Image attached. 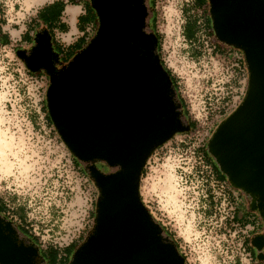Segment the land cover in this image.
<instances>
[{
    "label": "water",
    "instance_id": "1",
    "mask_svg": "<svg viewBox=\"0 0 264 264\" xmlns=\"http://www.w3.org/2000/svg\"><path fill=\"white\" fill-rule=\"evenodd\" d=\"M98 23L88 43L54 71L47 29L16 54L50 77L46 107L64 145L99 189L92 232L68 264H185L140 197L152 150L189 128L147 0H89ZM216 39L242 51L248 70L239 105L214 129L207 152L229 183L249 197L264 222V0H207ZM104 163L109 170L96 166ZM251 245L264 262V234ZM40 247L0 213V264H43Z\"/></svg>",
    "mask_w": 264,
    "mask_h": 264
},
{
    "label": "rangeland",
    "instance_id": "2",
    "mask_svg": "<svg viewBox=\"0 0 264 264\" xmlns=\"http://www.w3.org/2000/svg\"><path fill=\"white\" fill-rule=\"evenodd\" d=\"M33 1L26 0V8ZM149 6L152 7V2ZM32 10L25 15L19 14V18H24L15 19L16 24L12 27L13 31H17L15 33L19 34L28 24ZM170 12L168 31L172 8ZM159 24H156V29L161 30ZM162 33L159 48L162 60L178 76L179 92L188 101L197 99L203 86L198 81L210 69L204 71L202 65L206 64L205 61L192 64L176 34L168 38L165 32ZM13 48L11 45L0 46V132L10 146L8 160L13 163L9 169H0V199L7 204L12 220L13 215L20 217L16 222L25 227V236L38 245L41 242L42 248L49 246L44 240L50 243L59 241L57 247H63L72 238L76 249L82 243L81 239L84 240L93 230L99 189L87 174L70 173L67 166L69 150L59 134L50 130V126H45L41 114L30 106L29 93L33 94L34 101L42 99L50 76L42 69L39 71H44L46 75L38 81L31 78L28 72L22 75L25 65ZM59 64L57 67L61 68L67 63L60 61ZM192 74L196 76L192 81L193 88H189L186 77L190 81ZM176 159V154L165 152V149L153 152L141 177L139 191L156 220L163 223L177 239L185 264H234L235 261H238L236 264H256V258L249 261V255L243 254L239 248L242 235L234 238L233 231L224 233L218 222L203 209L195 183V188L185 190L176 186V178L171 172ZM97 166L101 169L99 163ZM249 202L246 195L248 210L258 213L257 209L249 208ZM17 208L21 209V216L15 215L19 212ZM259 230L256 227V231Z\"/></svg>",
    "mask_w": 264,
    "mask_h": 264
},
{
    "label": "built area",
    "instance_id": "3",
    "mask_svg": "<svg viewBox=\"0 0 264 264\" xmlns=\"http://www.w3.org/2000/svg\"><path fill=\"white\" fill-rule=\"evenodd\" d=\"M25 1L26 0H0V25L3 24L2 27L6 25L13 27L16 24L15 19L19 20L20 18H24H19V14H28L32 7L26 8ZM169 1L174 2V7L176 9V12L173 14L174 28L170 34L166 32L164 26L166 22L164 8L169 4ZM154 11L155 29L156 24L158 25L159 21H161L159 26L163 31L156 29L161 37L163 34L162 32H165L168 38L176 34L183 44V50H185L186 55L192 59V64L205 61L206 64L202 65L204 71H206V68H209L210 71L205 73L202 80L200 79L198 81L199 84L201 81L203 86L199 91V97L197 99L194 98L188 101L186 97L179 92L188 111V130L175 133L163 144L156 147L148 157L144 168L147 167L153 152L158 149H165V152H173L176 154L177 159L171 169L172 174L176 178V186L185 190V188L189 189L193 187L195 183V187L203 202V209L208 211L210 214L209 216L218 222V227L223 230L224 233H231L233 231L234 238L237 235H242L238 243L239 248L243 254L249 255L248 259L250 261L255 257L251 253V250L246 248L245 240L249 237L251 232L256 231V227H260L262 219L257 212L249 210L251 215L247 222L242 224L237 221L236 216L239 215V217H241L243 215L239 207L240 205H246V195L240 189L233 187L227 179H218L212 164L206 160L202 152V148L206 146L207 138L211 136V132L214 131L216 125L239 105L245 94L248 81V70L246 68L243 53L238 48L223 44L216 39L212 31L209 5L206 0H155ZM186 16L195 19L198 27L193 39H186L183 34ZM29 21L30 19L28 22ZM24 29V31H27V26H25ZM95 29L96 27L94 25H88V27H86L87 40L91 39L95 33ZM19 42L20 44H18ZM28 44V41L13 40V42L4 45L0 43V46L11 45L14 47L13 51L16 54V46L26 47ZM194 51H197L199 54L194 55ZM22 63L25 65L22 67V75H24L27 74L29 69L24 61ZM165 66L171 70L166 64ZM176 66L178 70V64ZM171 72L177 79L178 76L175 75L172 70ZM18 73H21L20 70H18ZM28 74L31 78L36 79V81L42 79L45 77L44 75H46L45 72L34 75L28 72ZM188 76L190 77L189 74ZM195 76L196 75L192 74L188 86L189 88H193L192 81ZM178 82L177 79V86ZM47 88L48 87H45V93L42 99H36V101L32 100L33 94H30L28 91L30 106H32L38 114H41L45 126L49 125L46 121L42 106L43 100L46 97ZM50 130H53L52 126H50ZM67 166L70 173H76L78 175L82 173L84 175L83 171L74 164L70 151ZM85 178V180H87V177ZM141 200L148 209L142 197ZM246 208L248 209L247 206ZM149 211L153 215L152 211ZM236 212H238V214H236ZM15 215L18 216V214ZM11 217L12 216L9 215V219H11ZM153 217L155 218L154 215ZM18 218L20 219V217ZM18 218L13 215V220H11L16 225H19L16 222ZM159 223L164 226L163 223ZM43 242L49 244V246H44V248H62L57 247L59 241H52L50 243L48 240H44ZM73 242L74 240L71 238L66 245ZM51 244L53 245L51 246ZM41 246L42 244L39 242V247L42 248ZM183 257L185 259L184 255ZM237 262L238 261H235L234 264ZM255 263L258 264L257 259Z\"/></svg>",
    "mask_w": 264,
    "mask_h": 264
},
{
    "label": "trees",
    "instance_id": "4",
    "mask_svg": "<svg viewBox=\"0 0 264 264\" xmlns=\"http://www.w3.org/2000/svg\"><path fill=\"white\" fill-rule=\"evenodd\" d=\"M151 2H152V7L149 6V4ZM147 4H148V7L150 9V15H149V18H148L147 27L150 30L154 31L155 34H156V37H157V51L159 53L161 35L155 29V11H154L155 0H147ZM63 9H64V4L61 1H59V0L54 1L51 4H48V5H45V6L41 7L38 10L35 18L31 19L28 22L27 31H25L23 33L22 40L28 41L29 43H31L34 37H33V35L32 36L29 35L28 32L30 30H34L35 31L36 29L40 30V28H45L50 33L51 41L53 42V44L55 46V56L57 57V55L60 54V51H59L60 50V44L57 43V41L54 39V37H53L54 36V32H52V30L55 28V26H53L54 22L59 18V15L63 11ZM89 12L96 16V25H95V27H97L98 17H97V14H96L95 10L91 6V3H90V7H89ZM84 15H85V17H84L85 19L89 17L88 16V9H86ZM197 28L198 27L196 25L195 19H193L190 16H186V21H185V24H184V27H183V34L186 37V39H193L194 36H195V33L197 31ZM34 33H36V32H34ZM88 41L89 40H86L84 35L78 37V39L74 42L72 47L67 46V51H66L65 54H63V58L64 59H63L62 62L63 63H67L78 51H80L88 43ZM0 43L2 45L9 43L8 36H7L6 33L2 32L1 26H0ZM198 54L199 53L197 51H194V55H198ZM159 56H160V54H159ZM160 59H161V57H160ZM161 63L163 64V66L167 70V72L169 73V75L171 77V80H172V82L174 84V87H175L176 92H177V97H178V99L180 101V104H181V113L187 119V121L189 122V118L187 117L188 111L186 109V105H185L184 100H183V98L181 97V95H180V93L178 91L177 79L172 74L171 70L168 69L165 66V64H164L162 59H161ZM28 72L31 75H34V74L43 73L44 71L33 72V71L28 70ZM42 109L45 112V118H46V121H47L48 125L52 126L53 130L55 132H57V130L55 129V127H54V125H53V123H52V121L50 119V116H49V113H48V110H47V107H46L45 98L43 100ZM202 152H203V155L206 158V160H208L212 164L216 177L218 179H226L225 175L223 173H221V171L218 169L217 165L213 162L211 157L208 155L206 146L202 148ZM72 158H73L74 164L77 167L80 168L79 161L73 155H72ZM97 163H99L103 169L108 168L104 163H101V162H97ZM104 165H105V167H103ZM81 170L84 172L83 169H81ZM144 173H145V168L143 167L142 172H141V177L144 175ZM84 174H87V173L84 172ZM18 209L19 208H17V210ZM0 213L2 215L6 216L7 218H9V215H10L9 208L7 207L6 203L3 202L1 199H0ZM17 214H19L20 216L22 215L21 209H19V212ZM236 214H238V212H236ZM241 218H242V216L239 219H241ZM17 227H18L19 231L23 235H27V231H26L25 227H23L21 225H17ZM162 227H163L165 233L167 235H169L175 241V243H176V245H177V247L179 249L178 241H177V239L174 238L173 233L167 227H165V226H162ZM81 240L83 241V239H81ZM248 243H249V238H247L245 240V246H246V248L248 250H250V247H249ZM74 249H75L74 248V243H70L69 245H66V246H64V247H62L60 249L59 248H52V247L40 248V252L45 258V261H44L43 264H68V262L71 259V252Z\"/></svg>",
    "mask_w": 264,
    "mask_h": 264
},
{
    "label": "crops",
    "instance_id": "5",
    "mask_svg": "<svg viewBox=\"0 0 264 264\" xmlns=\"http://www.w3.org/2000/svg\"><path fill=\"white\" fill-rule=\"evenodd\" d=\"M57 0H35L32 2L31 7L33 8L32 17L35 18L38 10L48 4L53 3ZM64 4V9L59 15V18L54 22L53 26L55 28L52 30L54 33V39L57 43L60 44V54L57 55L56 59L63 61V54L67 51V46L72 47L74 42L78 39V37L84 35L86 39V27L88 25H96V16L89 12L90 1L89 0H59ZM88 9V18L85 17V11ZM1 24V29L3 33H6L8 36L9 43L13 42V40H22V35L25 32L21 30L18 33L17 31H13V28L10 26H3ZM27 26V25H26ZM28 27V26H27ZM64 27V28H63ZM41 30L45 28H40ZM62 29V30H61ZM38 29L30 30L28 32L29 35H34ZM3 38V37H2ZM87 40V39H86ZM239 210L243 212L242 218L239 219V215L236 216L238 222L244 224L249 219L251 213L246 208V205H240ZM75 248V247H74Z\"/></svg>",
    "mask_w": 264,
    "mask_h": 264
},
{
    "label": "bare ground",
    "instance_id": "6",
    "mask_svg": "<svg viewBox=\"0 0 264 264\" xmlns=\"http://www.w3.org/2000/svg\"><path fill=\"white\" fill-rule=\"evenodd\" d=\"M171 8H172L173 14H174L176 12V9L174 7L173 1H169V4H167L166 7L164 8V15L166 16V22H165L164 26H165V30L168 34H170L174 28V20H173V16H172V20H171V23L169 25V31H168V18L171 14V12H170ZM186 79H187V84L189 85L190 81L188 80L187 77H186ZM1 98H2V94L0 93V102H1ZM9 150H10V146L7 143V141H5V138L3 137L2 133L0 132V167H1L0 169L1 170L9 169L10 167L13 166V163L8 160V151ZM165 191L167 192V190H165Z\"/></svg>",
    "mask_w": 264,
    "mask_h": 264
},
{
    "label": "flooded vegetation",
    "instance_id": "7",
    "mask_svg": "<svg viewBox=\"0 0 264 264\" xmlns=\"http://www.w3.org/2000/svg\"><path fill=\"white\" fill-rule=\"evenodd\" d=\"M38 31H41V29L40 30H38ZM36 34H37V31H36V33H35V36H36ZM35 36H34V38H35ZM34 38H33V40H32V42L31 43H29L26 47H17V49H25L26 51H29L30 50V48H31V46L33 45V43H34ZM51 57H52V63H53V65H54V71H56V70H58L59 68H60V66H59V68L57 67L58 65H60L59 63H60V61L61 60H58V59H56V56H55V46H54V44H53V42H52V50H51ZM62 62V61H61ZM26 64V63H25ZM81 164V163H80ZM98 165V163H96V166ZM82 169H83V165L82 166H80ZM98 167V166H97ZM99 169H100V167H98ZM84 170V169H83ZM101 170L102 171H108L109 170V168H105V169H103L102 167H101ZM84 172H86L85 170H84ZM87 173V172H86ZM88 177H90V176H88ZM260 230L259 231H253V232H251L250 234H249V247H250V250H251V253L253 254V256L257 259V257H256V254H257V252H256V250H255V248L251 245V242H250V240H251V237L253 236V235H261V234H264V223H263V221L261 222V225H260ZM252 233H254L253 235H252ZM261 262H263L262 260H259V259H257V263L258 264H262Z\"/></svg>",
    "mask_w": 264,
    "mask_h": 264
}]
</instances>
